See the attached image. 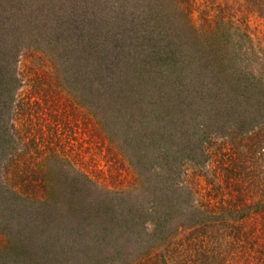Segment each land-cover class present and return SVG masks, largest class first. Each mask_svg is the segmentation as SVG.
<instances>
[{
  "label": "rangeland",
  "instance_id": "374dc122",
  "mask_svg": "<svg viewBox=\"0 0 264 264\" xmlns=\"http://www.w3.org/2000/svg\"><path fill=\"white\" fill-rule=\"evenodd\" d=\"M191 6L195 25L205 14L242 20L232 0H193ZM146 14L124 0H0V264L38 263L45 236L54 235L57 242L62 236L48 224L55 205L64 200L70 206L71 196L81 200L74 203L75 209L87 217L103 210L112 218L114 210H130L135 202L154 207L158 211L143 219L154 224L148 230L166 226L167 241L182 247L186 237L185 241L196 235L191 232L195 222L205 216L201 206L220 201L232 188L226 179L264 176V156L252 151L254 140L264 133L248 129L250 116L261 122L264 110L255 117L257 109L243 103L248 101V67L240 58L218 70L220 58L213 60L205 44V57H200V45L189 48L185 42L191 40L186 31H168L163 39L169 45L148 46L150 28L143 31L138 25H152ZM248 25L253 43L264 53V22L252 18ZM180 32L186 33L184 39ZM179 38L182 45L174 46ZM172 48L180 51L176 54ZM91 50L97 56L93 70ZM186 57L189 66L184 64ZM132 73L142 80L130 79ZM105 82L127 89L119 106L108 104L107 94H102ZM261 94L264 98V90ZM144 110L158 114L161 120L155 124L160 125L144 127ZM36 112H45L37 145L28 126L21 130V139L8 137L16 119L26 120ZM37 146L41 149L35 152L32 148ZM17 147L19 184L16 168L9 163ZM41 160L50 197L45 202L40 201L37 178H31L29 188L22 181L26 163ZM35 168L40 169L38 164ZM82 174L115 193L88 188ZM121 190L126 191L123 197L116 194ZM150 191L163 197H148ZM165 195L182 199V208L174 200L169 210ZM86 199L85 212L81 207ZM88 222L81 231L72 229L83 239L85 234L105 239L104 223L91 218ZM118 226L109 227L106 240H114L115 255L125 259L133 252L129 248L138 250V234H127ZM144 235L141 241L160 238Z\"/></svg>",
  "mask_w": 264,
  "mask_h": 264
},
{
  "label": "trees",
  "instance_id": "16d2710c",
  "mask_svg": "<svg viewBox=\"0 0 264 264\" xmlns=\"http://www.w3.org/2000/svg\"><path fill=\"white\" fill-rule=\"evenodd\" d=\"M232 1L236 5L234 11L237 15L239 14L241 17L240 19H242L240 23L236 22L238 18L234 19L235 22H233L231 18H226L223 15L215 16L212 14H205L202 16V23L195 25L191 19V3H193V0H124V2L131 3L133 6L137 5L145 14L147 13L145 16L153 19L152 25L150 24L147 26V24L142 22L138 24L143 31H146V27L150 28L152 34L150 37L148 36L147 43L145 42L148 46L169 45L170 42H168V39L165 40L163 37H169L168 31L173 32L174 29L187 32L189 39H191L185 40L188 47L200 45V57H205V52L201 50L202 44H205L204 47H210L207 53L211 55L212 59L216 61V58H220V64L217 65L218 70L226 69V64L236 60L238 61L241 58L244 65L248 67L246 69L248 76L251 77L247 87H245L248 101L244 100L243 103L251 110L257 109L255 113H252L256 117L259 111L264 110V98H262L263 96L261 94L264 90V56H262L264 53L261 47H257L256 44L253 43L248 31V24L249 19L252 18L264 22V0ZM134 2H136V4ZM245 18L246 20H244ZM231 29L234 31H231ZM160 30H164L163 34H159ZM180 36L184 39L186 33H184V35L181 33ZM201 38H203V40H201ZM182 39L179 38L174 46H181ZM145 43L142 46L145 48L142 52L143 55L146 52ZM229 46H233L237 50L238 55H234L235 51L232 52L233 49H230ZM178 49L179 48H172L173 52L176 54L177 51H180ZM90 52V57H93L90 68L93 70L95 67L94 65H96L95 60L97 56H95L92 50ZM187 59L189 61L187 57L185 63L183 61L185 65L188 64ZM1 66L2 63H0V77H2ZM130 79L142 80L140 77L133 75V73ZM95 83L98 84L99 80H95ZM115 83L111 84L110 82H105L106 85L103 86H106V88L103 86L100 87L102 88V94H107L105 98L108 100V104L117 103L119 106L123 103L125 91H127V89L121 86V84ZM130 83L135 84L133 81H130ZM88 85L91 86V82H88ZM140 87L143 91H147L148 89L147 86L144 88L143 85H140ZM253 96H257L256 99L253 98ZM37 113L38 112L33 113L32 116L29 114V118L26 120L22 117L16 119L15 122L17 125L14 126L12 124L11 133L10 136L8 134V137L11 138L12 136L13 138L21 139V130L28 126V128L34 132L32 138L33 141L36 140L35 145H37V142H39L37 135L44 124L45 118L43 115H45V112ZM156 115L158 114H155L153 110H144L140 122L144 123V127L151 126V128H153L155 127L154 125L157 127L160 124H155V122L160 121L161 118ZM34 118L36 122H33ZM253 122L255 124H253ZM36 124L39 125L38 129L37 127L35 128V126L33 127V125ZM249 125L250 127H248V129L254 134L259 132V130L264 133V118L259 122L250 116ZM134 135L131 134L128 140L132 141ZM128 140L126 142H129ZM44 148L45 147H43V149ZM32 149L36 152L41 148L37 146ZM46 150L52 152L54 148L46 146ZM252 151L253 153L259 152L260 155L264 156V134L256 137ZM20 152V147H17L16 150L10 154L12 158L11 161L9 160V163L16 168L15 171L17 174L14 178H16V183L18 184L21 181V174L19 175L18 172V159L16 158H18ZM26 164V171L24 172L25 178L22 180L23 182L25 181L24 187L29 188L31 178H37V187L42 190L39 195L41 198L40 201L45 202L50 197L46 185L48 182L45 180L44 172H42L43 169L45 170L46 168L44 166V161L41 160L39 163L37 162L38 168H40L38 170L35 168L37 166L36 163L31 162V165L28 163ZM40 170L42 174L39 173ZM80 178H83V182L85 181L86 184H88V188L90 187L93 190L96 189L110 194L115 193L108 188H103L97 179L91 178L88 174H82ZM227 178H232V176H228ZM235 179L236 178H232L230 181L226 179L232 188L220 197V201L214 203L206 202L204 206H201V211L205 212V216L195 222V228H192L191 232L192 234L196 232V235L192 236L190 240L185 241V239L188 238L186 237L182 247L178 246L176 241H167L169 235L168 232L165 231L166 226L160 227L159 231L148 230V226L154 224H152L150 220L145 221L143 219L145 216H150L151 213L158 211V209L154 207L137 206L135 202L134 206H130V210L129 208L125 209L124 212L120 211L121 209L114 210L112 218L108 214L103 213V210L102 214H94L93 217L90 215L87 217V215L83 216V213L80 214L75 209L74 203L81 200H74L71 196L70 206H67L64 200H59L54 208L56 212L53 211L54 216H52L50 219L51 222H48V224L49 227H54L56 229L55 233H57V231L62 232V236H60L59 242L56 241L54 235L52 237L45 236V239L42 241L43 250L40 254V258H36L39 260L36 264H63L66 261L70 262V264H264V176L260 173L257 177L248 178L247 180L242 179L240 181V179ZM232 181L233 183H231ZM14 186H17V184L13 185V187ZM150 193V195H147L148 197L152 196L155 199L163 197V195L155 194L154 191H150ZM116 194H121L123 197L126 195V191H117ZM76 196L77 195L73 194V198ZM165 196L170 204H168V208L171 210L170 208L175 205L171 203L175 199L172 197L169 198L167 195ZM144 197H146V195L142 196V200ZM87 199L82 202L81 207L85 212L88 206ZM151 199H149V201H151ZM174 202H176L179 208H182V204L184 203L182 199H177ZM113 205H116V203ZM89 218H91V220H100L104 223L105 226L102 231L106 232L104 234L105 239H102V237L99 239L94 236H86V234L83 239L81 238V233H77L72 229V227H74L81 231L83 225L88 227ZM48 224L47 222L45 223V228ZM111 225H113V227L118 225V227H124L123 230H125L127 234H138L139 242L134 243L138 250L135 251L129 248L130 251H133L132 253H128L125 259L118 258V256L115 255L114 249L116 248V242L114 243V240L111 238L106 240L107 237H110L111 233L108 229ZM70 227L72 230H67V228ZM132 227H134L133 231H131ZM66 234L67 237H65ZM157 234L160 235L158 240L156 239L151 242L148 240L141 241L143 235L148 238V236L154 237V235ZM82 235L84 236V234ZM117 244L121 245V243ZM3 246L4 244H0L1 248ZM111 249L113 252H111Z\"/></svg>",
  "mask_w": 264,
  "mask_h": 264
}]
</instances>
